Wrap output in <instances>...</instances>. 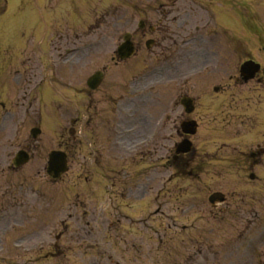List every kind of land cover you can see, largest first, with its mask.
Here are the masks:
<instances>
[{
  "label": "rangeland",
  "instance_id": "rangeland-1",
  "mask_svg": "<svg viewBox=\"0 0 264 264\" xmlns=\"http://www.w3.org/2000/svg\"><path fill=\"white\" fill-rule=\"evenodd\" d=\"M112 1L114 2V0H110L109 2ZM106 4L109 3L105 1L104 5ZM95 14V11H93L92 13H89V16L92 18ZM240 15L245 18L247 17L248 12L246 11V8L242 7L240 9ZM202 17L203 16L194 17L191 15V23L188 27V31L193 30L195 25L202 24L201 21H198ZM203 20L204 19H202V21ZM232 22L233 24L235 23L234 20ZM236 23H239V21H236ZM263 23L264 22L262 21L256 26V24L252 22L251 28L256 35L250 34V41H231L222 34H220V37L217 38L216 36V38L213 39L216 40V44L220 46L219 50L221 54H225L232 50L234 53L233 67L235 64L237 66V64L241 62L239 58L245 55H249L264 65ZM102 24V29H105L107 32V28L111 24L103 23V21ZM31 29L32 26H26L25 28L29 34H32ZM260 30L262 31V37L257 34ZM93 31L94 28H91L90 32L92 34L90 36H94L96 32H101V30H96V32ZM242 31L244 34V29H242ZM33 32L35 34L31 37L36 41L39 34H36L37 32L36 30L34 31V29ZM234 33L241 35L237 32ZM116 35V32L113 33V36ZM106 41L111 42H107L103 45V53L100 55L101 57H105L103 60L107 61L106 63L108 64L102 90L109 88L108 82H114L113 85L117 86V68H115L108 59L115 47L113 44L115 39H113V41L107 39ZM101 61H99V63ZM236 66L234 67V70ZM227 68H230L229 65L226 66L225 64H221V66L217 68L218 72L215 73L213 77L203 75L200 79L196 78L191 81L190 85L193 87L192 93H198L199 91L197 90L203 84L206 88L204 95L211 97V101L213 98L216 99L217 103H219L221 99L215 97L216 95L211 91L210 86L226 84L225 71ZM263 78L264 76L262 79ZM249 84L251 86H256L257 83L251 81ZM169 87L171 88L169 89ZM116 89L117 87L111 88L113 91ZM237 89L242 90L240 93L242 97L247 95L245 92L246 88L241 89V87H239ZM163 91L169 96L163 93ZM161 93L164 98L169 99V97H175L179 91L174 86L166 85L164 86V89L161 90ZM262 94V101L264 102V87L262 89ZM113 95L116 96L117 93ZM207 107L208 108L200 109L201 114H203V122L205 121L204 117L206 113H208V115L210 113V116H212V114L218 111L213 109V107ZM43 113L49 117L44 120L45 115L43 114V133L39 138L40 151L39 153H36L35 157L31 160V163L29 164L30 168L39 166L40 164L44 166L47 152L50 149L56 148L57 144L63 142L59 140L63 138L59 135V130L62 126L61 118H57L56 115L51 116L54 118L53 127L48 128L49 123H47V120L50 119V113L46 109ZM145 125L146 124L144 123L139 131L146 129ZM202 127L206 132L207 126ZM201 132L204 133L202 129ZM224 139L225 138L221 137V139L216 138L215 140H212L211 137H200L198 143L202 151L207 152L208 154H213L218 146L225 141ZM84 141L91 140L86 138ZM83 147L84 148L81 152L84 154L88 153V149L91 150L89 143ZM104 159L105 157L100 158L94 156L87 160V162L88 164L90 163L93 165L96 161L102 163ZM198 160H202L206 165L203 168V173L199 180H195L193 177L184 180H173L166 185V191H163L162 193H157L155 191L154 193L151 192V194H149L150 190L148 188H143L144 191L142 190L137 194L134 190L133 196L130 198L123 197L120 199L118 197L117 200L110 198L109 201H107V194L102 190L105 185L104 182L101 181L100 176L102 173L98 169L92 173V180L95 184L93 188L96 190L95 197L89 194V188L84 182V177L76 178L77 172L72 170L73 172L71 171L68 176L56 184V194L53 195L49 192L45 194L43 189L40 194L41 197L38 200V213L41 216V224L39 227L40 235H38L39 237H36L35 234L33 235V232H31L29 233L31 237L26 238V241L28 245H35L40 241L43 246L42 249L28 253H14L13 251H8L5 253L6 259L15 262H27L29 259L31 261L30 264H54L56 261L61 264H96L94 263L93 256H97L95 252L99 255L97 250L102 246L107 247L109 252L114 255L108 259H104L102 264H198L195 260L191 262L190 259L193 258V255L196 256V254H193V250L197 247L192 246L191 238L197 233L199 225L204 228L215 229L214 232H209L207 235L204 251L208 254H206V260L202 264H229L231 257L233 258L236 256L234 253L239 254V259L234 258L235 260L248 259L249 263L247 262V264H264L261 263L262 260L264 261L263 236L255 237L252 241L248 237L250 243V245L248 244L249 247H245L244 249L242 247H237L236 250L231 253V249L233 248L230 246V242H234L237 236L241 233L245 222L237 219L232 226L227 219L229 216L224 215V213L227 214L225 209L226 205L219 206L218 209L216 208V210H213L208 203L207 197L210 192L217 189L224 192L229 191V187L231 186L230 180L233 177L230 176L231 172L226 171L222 162L210 161L207 163L203 158H198L197 161ZM256 170L259 174L264 175V164L262 167H255L254 171ZM163 175L166 177L165 173ZM160 176L161 174H159L158 177ZM234 176L237 178L238 174L234 173ZM42 179L43 177L40 178L41 182ZM141 186L142 184H134L133 188H139ZM156 194L157 196L155 197ZM31 200L32 204H34V201L37 199L33 197ZM160 202H164L163 208L172 217L170 220H165L159 216L154 217L152 215L155 208L154 206L158 205ZM259 203L260 206L257 210L261 215L264 213V200H261ZM104 204L105 209L103 210ZM114 209L116 210L115 214ZM26 211L22 223L24 224V229L22 230L33 231L37 226V222L35 221L37 219V211L35 212L31 210L30 206L26 207ZM88 213L90 214V217L87 216ZM120 213L122 215L130 214L134 219H144L149 217V225L143 228L140 221L130 220L129 222L124 220L122 215L120 216ZM46 214L50 215L48 220H45L43 217ZM15 221V225L18 224V222L21 223L19 219H15ZM195 223V226L197 227L196 229L189 227L187 232H182L181 226ZM258 223L259 222H255V220L250 221L249 229L256 226ZM12 224V219L7 223L2 222L0 224V228L4 227V225L6 227L12 226L8 229V235L4 237V244L6 245L9 243L11 237L20 234L21 230L19 227H23L22 225L19 227L16 225V228L14 227V224ZM119 228L120 231L118 232ZM60 232L63 233V236L58 243L59 251H56L55 247L51 246V243L54 241L53 239L55 235ZM89 232H92L93 236L86 237L85 234ZM256 233L257 232H253V235ZM165 235L166 237H164ZM26 236L28 235L26 234ZM157 240H159L160 243H163L162 247L156 246L158 242ZM225 241L227 243L226 247L222 244ZM92 247L93 249H89ZM243 250L244 252L241 253ZM211 251H213L212 255L217 254V260L211 259L213 258V256H210L209 254ZM109 252H104L103 257H109ZM88 256L93 258L88 261ZM118 259L122 261H119Z\"/></svg>",
  "mask_w": 264,
  "mask_h": 264
},
{
  "label": "flooded vegetation",
  "instance_id": "flooded-vegetation-1",
  "mask_svg": "<svg viewBox=\"0 0 264 264\" xmlns=\"http://www.w3.org/2000/svg\"><path fill=\"white\" fill-rule=\"evenodd\" d=\"M7 64L0 69V83L5 91H11V94L5 95L4 100L0 101V104L5 107L6 105H12L15 107H20L22 101L26 98L25 96V77L27 74V69L25 68V63L22 65H15L12 60L8 57L5 58ZM29 75L35 74L34 68H29ZM13 77V80H11ZM22 92V97L19 94ZM17 95V97H16ZM22 100V101H21Z\"/></svg>",
  "mask_w": 264,
  "mask_h": 264
}]
</instances>
